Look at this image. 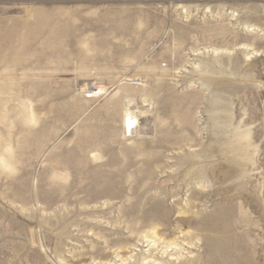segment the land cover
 <instances>
[{"label": "rangeland", "instance_id": "374dc122", "mask_svg": "<svg viewBox=\"0 0 264 264\" xmlns=\"http://www.w3.org/2000/svg\"><path fill=\"white\" fill-rule=\"evenodd\" d=\"M0 264H264V0H0Z\"/></svg>", "mask_w": 264, "mask_h": 264}, {"label": "bare ground", "instance_id": "6f19581e", "mask_svg": "<svg viewBox=\"0 0 264 264\" xmlns=\"http://www.w3.org/2000/svg\"><path fill=\"white\" fill-rule=\"evenodd\" d=\"M215 53H218V51H215ZM92 92L94 93L95 96H98V95H101V94H103L105 92V88L104 87L103 88L102 87H98V88L95 87V88H92ZM126 110H127V112H126V117L124 116L125 117L124 125H125V128H127L128 131L133 134L135 131L130 130V126L133 125V123L136 122V121H134L135 118L132 116V112L129 109H126ZM31 119L29 117V119H26V120L30 121ZM33 120H35V119H32V121ZM2 164L4 166H9V164L6 162V160H4L2 162Z\"/></svg>", "mask_w": 264, "mask_h": 264}, {"label": "built area", "instance_id": "2783aa9c", "mask_svg": "<svg viewBox=\"0 0 264 264\" xmlns=\"http://www.w3.org/2000/svg\"><path fill=\"white\" fill-rule=\"evenodd\" d=\"M138 127L137 122H134L133 125L130 126V130H135Z\"/></svg>", "mask_w": 264, "mask_h": 264}]
</instances>
